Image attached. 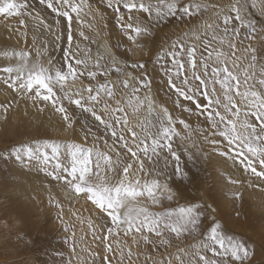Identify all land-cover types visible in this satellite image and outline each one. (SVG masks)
<instances>
[{
    "label": "snow or ice",
    "instance_id": "snow-or-ice-1",
    "mask_svg": "<svg viewBox=\"0 0 264 264\" xmlns=\"http://www.w3.org/2000/svg\"><path fill=\"white\" fill-rule=\"evenodd\" d=\"M101 2H106L113 10L123 35L131 42V46L120 55L124 66L132 71L123 72L115 55L110 54L111 71L116 73L117 80L97 83L96 86L89 83L85 87L80 77L96 81L98 76H108L109 70L101 63L103 56H98L89 66L92 59L90 49L83 59L78 58V46L77 52L72 50L71 14L75 13L79 18L84 8L83 0L79 4L73 0H39L52 13L69 21L68 47L63 50V64L55 67L53 59L45 63L39 53L33 59L31 52L24 50L6 52L5 55L13 57V63L0 69L5 74L0 78V87L12 94V101L0 103V110L7 113L17 98L31 102L38 112L50 107L62 118L61 130L74 133L79 120L69 114V107L74 105L80 109L81 116L89 114L95 123L81 125L83 142H68L67 138L63 142L51 138L29 139L11 148L6 147L0 151V158H14L24 167L35 165L56 182L58 195L69 200L82 199L89 205V211L103 221L101 229L106 227L107 234L98 237L101 243L107 241L116 229V236L122 231L132 244H152L150 236H154L162 244L171 246L172 240L164 238L168 233L170 236L174 234L175 239L191 237L198 242L188 248L178 247L174 258L169 254L154 264H174V261L176 264H251L249 257L253 250L248 243L231 235L225 236L217 221L204 225L200 204H189L178 211L150 210V206L161 205L164 199L171 201L175 193L168 183H161L159 178H148L150 174L145 168V160L158 165L163 154L165 167L171 157L176 163L175 173H180V156L173 148V139L187 138L177 130V124L183 129H190L191 125L183 118L177 121L168 107L157 106L150 95L141 96L140 93L141 90L150 93L152 85L143 57L152 59L155 55L157 61L166 60L162 67L168 85L178 97L195 102L197 115L203 116L208 125L200 130L203 142L210 150L205 156L216 154L226 161L231 160L244 173L264 181V63L259 62L251 44L243 46L244 40H256L258 36L264 39V27L258 29L256 22L249 19L248 9L258 7V0H230L226 5L218 0ZM26 7V3L3 0L0 16H21V9ZM121 8L126 12L122 13ZM259 10L264 16V0H259ZM89 11L93 10L89 8ZM134 13L143 14L146 22L140 19V15L134 19ZM174 21L187 24V30L167 42V47L161 45L154 52L148 42L154 41V33L161 25L167 26ZM20 24L23 25L24 21L20 20ZM80 36L88 39L83 32ZM141 40L144 42H139ZM237 42L242 46L239 50ZM137 52L140 59H134ZM121 73L123 79L119 78ZM129 88L132 92L128 106L133 113L146 106L155 121L143 122L139 133L130 126L127 113L120 106L118 92ZM197 93L205 97L206 104L201 105L196 100ZM113 102L116 107L112 106ZM175 103L180 106L179 99ZM182 111L191 114L193 109L184 107ZM93 127L96 135H92ZM90 136L93 143L87 146ZM62 149L67 151V163L61 159ZM188 159H192L191 154ZM160 174H165L163 169ZM227 180L234 185L240 183L231 177ZM58 195L49 193L48 204L59 209L57 219L67 232L68 224ZM233 195L240 197L239 192ZM76 218L80 220L79 216ZM88 226L95 231L91 220ZM30 237L28 223L21 218L5 236L4 246L0 247V264H37L27 255L36 244ZM72 238L75 252V232ZM8 244H11L10 248ZM105 252L116 254L110 243L105 244ZM119 255L123 260L125 253L122 249ZM127 255L132 256L131 247ZM102 260L104 264H111L107 254Z\"/></svg>",
    "mask_w": 264,
    "mask_h": 264
},
{
    "label": "rangeland",
    "instance_id": "rangeland-1",
    "mask_svg": "<svg viewBox=\"0 0 264 264\" xmlns=\"http://www.w3.org/2000/svg\"><path fill=\"white\" fill-rule=\"evenodd\" d=\"M2 2L3 0H0V3ZM14 2L18 4L26 3L28 7L22 8L21 12L23 14L18 17L0 16V30L3 29L1 24L6 26V32L5 34H0V39L6 38L10 40L11 42L7 45H10L9 47H12L13 50L31 52L33 59L39 53L45 63H47L48 59H53L54 66L60 67L63 64V50L68 47L69 21L67 18L58 17L46 5H41L39 0H14ZM73 2L79 4L81 0H73ZM208 2H212V0H208ZM218 2L226 5L230 0H218ZM83 3L84 8L79 18H77L75 13L71 14L72 50L77 52L78 46V58L83 59L89 54L88 50L90 49L92 59L89 61V66L95 62L98 56H103L104 59L101 60V63L109 70V75L106 77L98 76L96 81H89L86 76L80 77V81L85 87L89 83L96 86L97 83L115 81L117 80V75L111 71L110 54L115 55L118 65L123 68V72H131V68L124 66V60L120 55L126 47L131 46V42L123 35L115 13L107 7L106 2L102 3L101 0H83ZM89 8L93 11L90 12ZM248 11L250 13L249 19L256 22L257 28L264 27V16L260 15L259 0L258 7H249ZM94 12L95 15L93 14ZM121 12H126V10L121 8ZM136 15H140V19L146 22L143 14L134 13V19ZM20 20L24 21L23 25L20 24ZM57 20H59V23L56 22ZM187 28V24L180 25L175 21L167 26L161 25L159 30L154 33V41H149L148 46L154 52H157L161 45L167 47V42L176 39ZM81 32L88 37L87 40L80 36ZM139 42L143 43L144 41L141 40ZM249 44L256 49L259 62L264 63V39L258 36L256 40L243 41L244 47ZM4 46L5 44H0V47ZM241 47V44L237 42L238 50ZM39 48L41 49L39 50ZM225 51H227L226 48ZM239 54L238 51L237 55ZM140 58V53L137 52L134 59ZM143 61L146 64L152 85L150 93L141 90L140 95H150L157 106L168 107L177 121L183 118L191 125L190 129H183L182 125L177 124V130L181 131V135L187 138L180 139L176 137L173 139V148L180 156V173H175L176 163L171 157H169V163L165 167L163 154L158 165L145 160V168L150 174L148 178H159L161 183H168L175 193L171 201L164 199L161 205L150 206V210L154 212L169 209L178 211L180 207H186L189 204H200L202 206L201 210L204 212V216L201 217L204 225H210L213 221L219 222L225 236L231 235L248 243L249 248L253 250V254L249 257L251 264H264V205L262 203L264 200V190H262L264 189V181L256 178L253 180L247 178L242 184L240 182L234 185L228 182L227 177L230 176L225 172L219 170L214 175L209 163V157L216 154L205 156V152L210 150L204 144L200 130L206 129L208 125L203 116L197 115L198 110L195 107V102L178 97L174 90L170 88L162 67L166 60L157 61L154 55L152 59L144 56ZM119 78L123 79V73H121ZM176 83L179 84V80ZM194 84L195 82H193ZM131 92V88L127 90L120 89L118 96L121 99L120 106L127 113L130 126L134 127L139 133L141 131L140 125L143 122L152 121L154 123L155 121L148 114L146 106L133 113L132 108L128 106V97ZM177 99L180 101L179 107L175 103ZM196 100L201 105L207 103L205 97L199 93L196 94ZM65 104L67 106V102ZM112 106L116 107L114 102ZM184 107L192 108L193 112L190 114L182 111ZM27 108L35 109L38 112L32 105L27 106ZM39 113L41 114L42 112ZM69 114L72 115L74 120L77 118L79 120L75 125V132L78 134V138H75L72 134L73 138H69L68 142H83L84 132L81 129V125L85 122L93 125L95 122L89 114L81 116L80 109L74 105L69 107ZM11 123H16L19 126L11 128ZM119 131L120 129L117 128L118 133ZM101 133H103L102 126ZM45 134L38 127L24 126L22 120L16 121L13 117L7 115L0 117V136H2L0 140H3V137L10 138L11 135H16L18 136L17 138L23 137L21 140H10L4 147H0V151L29 139H54ZM96 134V129L93 127L92 135ZM55 139H59L61 142L64 141L59 134H55ZM92 143L90 136L87 146H91ZM189 154L192 156L191 160L188 159ZM64 155L67 157V151L61 152L62 160ZM13 163L17 164L18 167L22 166L14 158H0V247L4 246L5 236L9 229L19 223L21 218H24L31 231L30 238L36 241L35 246L27 255L35 259L37 264H104L102 258L105 254L109 256L111 264H154V262H159L162 258L166 259L169 254L174 258L178 247L188 248L191 244L198 242V240H193L191 237L185 239L182 236L179 239H175L174 234L170 236L165 233L164 238L172 240L171 246L162 244L154 236H150V240L153 241L152 244L141 243L136 245L132 244L122 231L119 236H116L117 230L114 229L108 240L101 243L98 237L107 234L106 227L103 230L101 229L103 221L98 220L94 212L88 213L81 207L75 208L76 210L71 209L69 216L64 215L65 223L68 224V231L65 232L63 225L57 219L59 209L49 206L44 210L40 202L33 200L32 196L26 198L19 193L12 195L9 192L18 182V176L13 172ZM234 166L236 165L232 163L231 168ZM161 169H163L165 174L158 175ZM230 170L232 171V169ZM240 171L243 170L241 169ZM185 173H187L186 176L184 175ZM168 177H171V179H168ZM48 178L51 179L50 177ZM236 192L240 193L239 198L233 195ZM73 213H76V215H73ZM77 216L80 217L83 223L77 220ZM89 220L92 221L95 231L89 228ZM73 232H75V252L72 250ZM196 235L198 236V234ZM11 239L12 237L9 236V240ZM198 239H202V237L198 236ZM107 243L112 245L115 255L105 252V244ZM7 247L10 248L11 244H8ZM129 247L132 249L131 257L127 255ZM121 249L125 253L123 260L120 259L119 255ZM96 253L99 255H95ZM174 264H176L175 261Z\"/></svg>",
    "mask_w": 264,
    "mask_h": 264
},
{
    "label": "bare ground",
    "instance_id": "bare-ground-1",
    "mask_svg": "<svg viewBox=\"0 0 264 264\" xmlns=\"http://www.w3.org/2000/svg\"><path fill=\"white\" fill-rule=\"evenodd\" d=\"M1 26L3 27V29L0 30V34L3 33L5 34L6 26H4L3 24H1ZM10 42L11 41L7 40L6 38L3 40L0 39V44H5L4 47H0V69L9 66L11 63H13V57L5 55L6 52L13 50L12 47H9L10 45L9 46L7 45ZM40 49L41 48H39V50ZM4 75L5 74L2 72V70H0V78H3ZM11 101H12V94L10 92H7L4 89V87H0V103L8 104ZM29 105H31V102H26L25 100H21L17 98L16 101L13 103V106L9 109L7 113L0 110V117H2L3 115H7L13 117L16 121L22 120V124L24 126L38 127L39 129H42V132L46 133L49 137H52L54 139H55V134H59L60 138L63 139L67 138V141L69 140V138H73L72 134L74 135L75 138H78V134L76 132L74 133L64 132L61 130L60 125L62 123V118L60 114L55 113L50 107L46 111L40 114L39 112H36L35 109L27 108V106ZM41 115L42 117H40ZM17 126L19 125H17L16 123H11V128ZM17 137L18 136L16 135H11L10 138L3 137L4 139L0 140V147H4L6 144H8L10 140L16 141V140H21V138L23 139V137L20 138ZM2 141L4 142L2 143ZM62 151L66 152V150H62ZM65 157L66 156L64 155L63 161L66 163L67 159H65ZM209 163L214 175L218 173L220 170L222 172H225L228 176L232 177L233 179H238L241 182V184L247 178H250L251 180L255 178L254 176H250V174L240 171L242 168H239L238 166H234L231 168L232 161L230 160L226 161L224 158L219 157L218 155H211L209 157ZM12 168H13V172L18 176V182H16V185L13 188H11L9 192L12 195H15L14 193H19L20 195L25 196L26 198L27 197L30 198V196H32L33 200L35 199L36 201L38 200L40 202L44 210L47 209L50 206L48 204L49 193H52L53 195H58L59 193V186L56 184V182L49 179L43 173V171H40L38 167H36L35 165L29 167H24V166L18 167L17 164L13 163ZM230 169H232V171ZM58 199H60L64 215L69 216L71 209L76 210L79 207H81L84 211L91 213V211H89V206L86 205L83 200L82 201L81 200L77 201L74 199L69 200L65 198L62 194L58 195ZM262 203L264 205V200L262 201ZM51 208H53V206Z\"/></svg>",
    "mask_w": 264,
    "mask_h": 264
}]
</instances>
